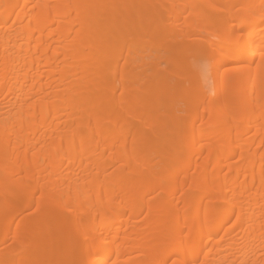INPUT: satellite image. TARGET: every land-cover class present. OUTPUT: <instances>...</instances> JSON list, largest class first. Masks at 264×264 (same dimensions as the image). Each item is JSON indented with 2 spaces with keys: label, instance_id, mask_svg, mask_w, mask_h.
Here are the masks:
<instances>
[{
  "label": "bare ground",
  "instance_id": "bare-ground-1",
  "mask_svg": "<svg viewBox=\"0 0 264 264\" xmlns=\"http://www.w3.org/2000/svg\"><path fill=\"white\" fill-rule=\"evenodd\" d=\"M0 264H264V0H0Z\"/></svg>",
  "mask_w": 264,
  "mask_h": 264
}]
</instances>
